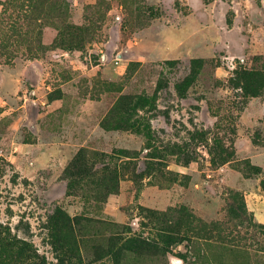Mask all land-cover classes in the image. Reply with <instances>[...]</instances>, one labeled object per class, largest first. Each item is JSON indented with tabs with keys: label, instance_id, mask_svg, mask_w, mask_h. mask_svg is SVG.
<instances>
[{
	"label": "rangeland",
	"instance_id": "rangeland-1",
	"mask_svg": "<svg viewBox=\"0 0 264 264\" xmlns=\"http://www.w3.org/2000/svg\"><path fill=\"white\" fill-rule=\"evenodd\" d=\"M244 68L264 0H0V264H264Z\"/></svg>",
	"mask_w": 264,
	"mask_h": 264
},
{
	"label": "trees",
	"instance_id": "trees-1",
	"mask_svg": "<svg viewBox=\"0 0 264 264\" xmlns=\"http://www.w3.org/2000/svg\"><path fill=\"white\" fill-rule=\"evenodd\" d=\"M231 22H229V25ZM231 84L234 88H240L242 89L245 93H247L248 95L250 96H260L262 93H263V88H264V73L263 72H258V71H255V70H248L247 68H244L240 71H237L235 73V77H233L231 79ZM191 86V82L190 80H186L185 83H184V86ZM127 99V98H126ZM130 106L128 107V110H135V109H139V110H144L146 107H151L152 106V102L153 100H149L147 97H139V96H136L134 97L133 99H130ZM105 126H108L106 123H105ZM129 127L131 128H135L136 126L135 125H128ZM124 127V126H123ZM118 128H121V125H119ZM139 132H146L145 135L146 137L149 139V141H152L153 138H152V131L151 130H147V127L145 129H138ZM143 130V131H142ZM155 141V140H154ZM153 142V141H152ZM152 142H149V148L151 149H155L156 152H153V153H149V158L152 159V160H157V159H161V153L159 151V149L155 146L152 145ZM83 158V155H79L77 157V160L76 162L78 163L80 160H82ZM186 160H189V159H186ZM189 161H186V163H188ZM84 170V168H82ZM230 212L232 214H234V211L233 209L230 210ZM68 221L71 222V219L68 218L66 221H65V224H64V230L68 229ZM62 230V229H61ZM69 238H71L69 241H73L71 242L72 244L76 245L77 246V239L74 235V231H73V228L70 226V229H68V236ZM66 240V239H65ZM68 241V240H67ZM2 242H0L1 244ZM21 254L24 253V250L22 249Z\"/></svg>",
	"mask_w": 264,
	"mask_h": 264
}]
</instances>
